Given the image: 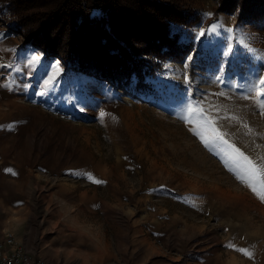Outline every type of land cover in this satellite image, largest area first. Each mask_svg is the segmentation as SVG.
Returning <instances> with one entry per match:
<instances>
[{
    "label": "rangeland",
    "instance_id": "374dc122",
    "mask_svg": "<svg viewBox=\"0 0 264 264\" xmlns=\"http://www.w3.org/2000/svg\"><path fill=\"white\" fill-rule=\"evenodd\" d=\"M184 1L192 49L151 91L67 73L0 21V234L34 258L264 264V184L238 178L239 153L264 163V23Z\"/></svg>",
    "mask_w": 264,
    "mask_h": 264
},
{
    "label": "trees",
    "instance_id": "16d2710c",
    "mask_svg": "<svg viewBox=\"0 0 264 264\" xmlns=\"http://www.w3.org/2000/svg\"><path fill=\"white\" fill-rule=\"evenodd\" d=\"M216 8L264 23V0H217ZM200 19L184 0H0V21L21 46L61 59L67 73L145 91L166 60L191 51Z\"/></svg>",
    "mask_w": 264,
    "mask_h": 264
},
{
    "label": "snow or ice",
    "instance_id": "6c2138e0",
    "mask_svg": "<svg viewBox=\"0 0 264 264\" xmlns=\"http://www.w3.org/2000/svg\"><path fill=\"white\" fill-rule=\"evenodd\" d=\"M203 34V32H201V35ZM39 60V57L36 55H33L31 57V59L28 61L29 64H33L36 61ZM55 80V74H51L49 76L48 79H46L44 81L45 84H50ZM260 84L264 85V77L260 78ZM258 95H261L262 93L258 92ZM199 112L202 114L203 113V109H200ZM204 123L205 124H211V120L208 117H203ZM213 132L215 133V137L216 139L220 138L219 133H216V130L213 128ZM238 152V150H236ZM239 155L241 156V158L244 161V165L245 167V175H239L238 178L239 179H248L251 180V178L253 176L257 177L256 183H260V184H264V163H254L249 157L244 156L242 153H239ZM7 171H11L10 169ZM99 182V181H97ZM254 192L257 193V195H259L261 197V199H264V192L258 191L256 188V185L253 183H249L248 185ZM228 247H235L234 245L229 244ZM238 251L244 253L247 256H251V253L246 250V249H237Z\"/></svg>",
    "mask_w": 264,
    "mask_h": 264
},
{
    "label": "built area",
    "instance_id": "2783aa9c",
    "mask_svg": "<svg viewBox=\"0 0 264 264\" xmlns=\"http://www.w3.org/2000/svg\"><path fill=\"white\" fill-rule=\"evenodd\" d=\"M0 264H46L40 257L34 258L16 240L14 234L6 231L0 234Z\"/></svg>",
    "mask_w": 264,
    "mask_h": 264
}]
</instances>
